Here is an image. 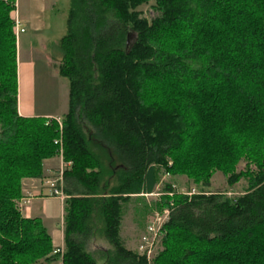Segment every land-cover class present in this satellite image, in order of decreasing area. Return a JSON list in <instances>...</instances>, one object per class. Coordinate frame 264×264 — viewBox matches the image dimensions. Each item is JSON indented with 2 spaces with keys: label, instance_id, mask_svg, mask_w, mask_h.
I'll use <instances>...</instances> for the list:
<instances>
[{
  "label": "trees",
  "instance_id": "obj_1",
  "mask_svg": "<svg viewBox=\"0 0 264 264\" xmlns=\"http://www.w3.org/2000/svg\"><path fill=\"white\" fill-rule=\"evenodd\" d=\"M151 2L149 20L139 9ZM16 11L0 0V264H98V238L105 264H264V0H70L61 125L19 114ZM59 153L62 253L18 206L23 181ZM216 172L247 191L211 193ZM162 173L199 194L165 186V250L151 263L126 248L122 211Z\"/></svg>",
  "mask_w": 264,
  "mask_h": 264
},
{
  "label": "rangeland",
  "instance_id": "obj_2",
  "mask_svg": "<svg viewBox=\"0 0 264 264\" xmlns=\"http://www.w3.org/2000/svg\"><path fill=\"white\" fill-rule=\"evenodd\" d=\"M19 1L21 9L17 7L14 18L18 16L17 12L25 13L28 10L27 0H18V3ZM36 3L31 5L30 10L36 15L41 13V21L44 23L45 30L40 33H34L30 27L22 24L21 27L24 26L23 29L26 33L18 36L20 44L17 43V48L20 46L18 55L19 49H21L23 52V65L27 67L33 65V71L35 72L32 97L34 114L37 115H35V118L51 114L55 118L46 120L55 119L58 123L57 119L62 122L68 111L69 83L66 79L59 76L58 66L61 62L59 43L67 33L70 0H41V3ZM154 7L155 3L151 2L142 6L139 10L147 19L151 20L158 14ZM133 39L132 35L131 43ZM59 158L62 166L58 164ZM48 161L50 163L46 169L48 170L49 168V170L46 172L43 167V178L51 181L49 184L60 185L63 168L62 153ZM245 167L246 163L242 162L238 166L237 172H244ZM168 184L173 185L176 192L188 196L199 194L198 187L186 177L173 178L162 173L160 175V183L153 195L133 198L123 205L121 238L129 250L142 255L139 251L142 238L147 235L149 227L153 226V224L158 225V220L166 217L168 209L165 208L161 211L157 208V204L161 202L160 199L164 196L163 190ZM210 185L208 191L211 193H222L232 199L243 195L248 189V181L246 179H242L238 184L232 186L227 183V176L222 172H216L213 175ZM26 203L24 200L18 202L20 211L24 209ZM150 239L152 248L149 257L150 262L154 263L165 250L163 233L157 232ZM87 248L89 252L94 254L98 264H105L102 260V251L110 249L106 241L98 238L95 241H91ZM55 264H62V262L57 261Z\"/></svg>",
  "mask_w": 264,
  "mask_h": 264
},
{
  "label": "crops",
  "instance_id": "obj_3",
  "mask_svg": "<svg viewBox=\"0 0 264 264\" xmlns=\"http://www.w3.org/2000/svg\"><path fill=\"white\" fill-rule=\"evenodd\" d=\"M27 11L25 13L17 12V17L21 25H26L32 29L34 33H40L45 30L44 23L41 21V13L33 14L30 7L33 3H41V0H27ZM25 4V3H24ZM37 4V3H36ZM18 9H21V3L17 1ZM43 15V14H42ZM24 26L21 27L23 29ZM24 30V29H23ZM24 32L23 34H25ZM18 38V37H17ZM19 44V40H18ZM20 45V44H19ZM20 48V46H18ZM22 50L19 49L18 55V110L20 116L24 118H35L33 105V80L35 72L32 66L23 65ZM32 67V71H31ZM31 103V104H30ZM36 115V116H35ZM40 118L49 119L55 118L54 115H44ZM49 161L44 163V170L48 172L46 167ZM59 166H62L59 158ZM60 168V167H58ZM46 176V175H45ZM51 181L45 178L41 180L28 179L23 181V196L22 200L27 202L21 214L26 219H39L52 237L53 246L57 250H64V209L65 200L53 196L51 189ZM155 189L154 193L156 192ZM153 193V194H154ZM151 194V195H153ZM148 195V196H151ZM146 196V195H145Z\"/></svg>",
  "mask_w": 264,
  "mask_h": 264
},
{
  "label": "built area",
  "instance_id": "obj_4",
  "mask_svg": "<svg viewBox=\"0 0 264 264\" xmlns=\"http://www.w3.org/2000/svg\"><path fill=\"white\" fill-rule=\"evenodd\" d=\"M14 21H15V32H16V35L18 37L19 34H23L25 31L23 29H21V23H20L17 16H16V18H14ZM57 121H58L59 125H61V122L58 119H57ZM61 181H62V179H61ZM51 188L53 189L52 190L53 196L59 197L60 199L65 200V195L63 194V192L61 190L56 189L55 184H51ZM165 216H166L165 218L158 220V225L153 224V226L149 227L147 235L144 236L141 240V246L139 247V251L142 254V256H146V258L148 259L149 262H150L149 255L151 253L150 250L152 248V241H151L150 237L157 234V232H161L162 227L164 226V224L169 219V212L166 213ZM156 226H157V228H156ZM60 252L62 253V251H60Z\"/></svg>",
  "mask_w": 264,
  "mask_h": 264
},
{
  "label": "water",
  "instance_id": "obj_5",
  "mask_svg": "<svg viewBox=\"0 0 264 264\" xmlns=\"http://www.w3.org/2000/svg\"><path fill=\"white\" fill-rule=\"evenodd\" d=\"M131 39H132V34H129L128 40H127V47L128 48L130 47Z\"/></svg>",
  "mask_w": 264,
  "mask_h": 264
}]
</instances>
